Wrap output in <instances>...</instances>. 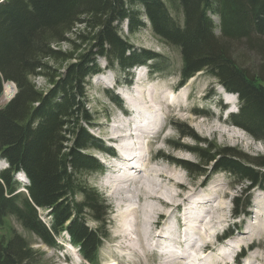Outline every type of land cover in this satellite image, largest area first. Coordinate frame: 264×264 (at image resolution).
<instances>
[{
  "label": "trees",
  "instance_id": "obj_1",
  "mask_svg": "<svg viewBox=\"0 0 264 264\" xmlns=\"http://www.w3.org/2000/svg\"><path fill=\"white\" fill-rule=\"evenodd\" d=\"M168 2L182 11L183 23L164 0H0V97L5 83L17 87L0 108V158L10 165L0 172V264H42L40 252L14 228L3 232L10 217L50 247L67 232L83 258L99 264L111 209L86 176L103 171L93 150H113L89 130L96 122L87 106L89 80L101 72L100 58L128 75L138 65L165 68L159 53L123 36L124 23L135 34L148 22L180 49L181 84L204 72L237 94L239 108L229 122L264 144V0ZM186 135L195 140L188 151L198 161L174 162L194 178L229 173L243 186L234 212L246 213L251 190H264V153L247 155ZM18 171L29 180L26 193L17 192Z\"/></svg>",
  "mask_w": 264,
  "mask_h": 264
},
{
  "label": "rangeland",
  "instance_id": "obj_2",
  "mask_svg": "<svg viewBox=\"0 0 264 264\" xmlns=\"http://www.w3.org/2000/svg\"><path fill=\"white\" fill-rule=\"evenodd\" d=\"M164 1L170 6V11L174 19H176L180 23H183V13L179 9V7L176 5H171L168 0ZM215 20L216 23L219 24V20L217 17H215ZM121 28L123 36L127 38L129 42L135 47L146 48L159 53L164 59L163 65L165 66V68L161 71L156 72L150 71L149 66H143L141 68L132 69L130 71L131 75H128L126 73L124 74L123 71L119 70L118 68L104 69L106 66V62L103 58H100L99 65L103 71L101 74L93 76L89 80L90 82L87 90V106L96 119L95 124L90 126L89 130L95 136L101 138L107 145L110 146L111 144V147L113 146V149H115L118 157L116 160H114L103 153H99L96 150H93L92 153H94L98 159L105 161L106 164H104V166L106 167V169L103 172L92 173L86 176L88 183L91 186L95 187L104 196L105 200L107 201V205H109L111 209L109 217L111 222L107 227L109 237L104 241V244L99 251L100 254L98 263L166 264L165 262H168V259L170 258L175 259L176 262L173 261L175 264H233V258L237 256L240 251L244 250V252L246 253V257L241 259V264H249L252 253H254L255 255L256 252H262V257L260 259L261 262L259 260L256 264H264V235H261L259 238L255 239L253 242L248 243L247 245H239L238 241L235 240V238L240 239L243 237L242 231L244 232L247 228V225L249 224H253L256 226H258L257 224H260L264 226V191L260 188L253 189L250 192L251 205L248 209L249 215H242L236 218L234 215V198L242 191L243 186L238 183L236 184L230 174L223 172L212 174L207 179V185L201 187V183L204 178L203 176L194 178L186 169L178 165L177 162H174L198 161V157L188 151L189 147L195 145V140L191 136L186 135V133H192L197 137V139L200 140L213 141L221 147L234 148L243 154H249L253 156L257 154H263L264 144L262 142L255 139L247 131L234 126L229 122L228 115L231 113L230 110H238V98L227 93V91L219 84V82L215 78L204 72L196 74L193 78H191L188 82L181 86L180 80L182 57L180 49L176 46L166 44L159 37H157L152 31L148 22L146 28L138 31L135 34H131L128 31L127 25L125 23L122 24ZM216 32L217 34H219L220 29H217ZM140 77H142V79H139ZM127 81H131V83H128ZM36 82L39 86L44 85V80L41 78L37 79ZM139 82L140 84H138ZM11 84L13 85V83ZM126 85L130 86L126 87ZM138 85H140V87ZM137 86L139 87V92L137 89H135ZM13 87L16 89V94L17 87H15L14 85ZM118 87L120 90L118 89ZM118 90L120 92L121 90L122 92L128 91L127 95L129 94L128 96H130L129 106H134V112H132L131 108L128 107L125 100L120 96ZM153 92H156L157 94L161 92V96L163 98V102L161 103L162 105L157 103L156 101L153 102ZM111 93L115 95L117 94L119 98L123 100V110L127 109L128 112L126 116L130 118V116L132 115L131 119L133 120L132 124H130L131 128L122 127L114 131V135L119 136L117 139L111 138L114 130L113 126L118 125V123H120L119 119L123 118L121 117L122 111L112 100ZM147 93L150 95H148ZM180 98L181 100L179 101L178 99ZM172 99H176L179 104H176L175 102L176 106H173ZM6 103L7 100L1 101L0 99V108L3 107ZM175 108L179 110H176ZM140 109L141 112L139 111ZM165 109L166 111H168L166 112ZM193 109H195L196 111ZM199 109L204 110V116L197 114V111ZM162 112L163 114L166 113V116H164V129H161L156 133L152 132L142 134L145 131L151 132L155 130L156 125H153L154 115L156 113ZM179 114H181V116ZM146 125L148 127H146ZM163 135L165 136V138H163ZM152 137H155L154 140ZM149 147L151 150L148 149ZM119 149V153H121L122 155H126V157L131 160L125 162V160H123L121 157L122 155H118ZM161 153L166 156L167 161L165 158L159 156ZM155 161L157 162L155 163ZM168 165H170L171 168ZM123 168L125 170H123ZM159 170L160 172H158ZM113 171L114 173H112ZM167 171L169 174L167 173ZM158 177L159 179H157ZM163 177L165 178L163 179ZM175 181H180V183L182 184L180 188L176 189L173 187ZM150 185L159 192L163 199H165V208L163 205H160L161 203L158 204V201H155L152 196L143 194L145 193L144 189L149 187ZM213 185H219L220 187L224 188V193L222 195H224L225 197H221L218 200V202H223L224 207L221 209H217L218 206L216 203H213L212 205L200 204L195 206L198 200H203V198L205 200L213 198V193L211 192L212 190L210 188ZM116 188H118L119 190L121 189L122 192L120 191L121 193L119 194L114 193V196L113 191ZM206 189L209 190L207 191ZM138 193L139 196L137 195ZM167 193L168 195H170L168 196ZM177 194L180 196L178 197V199ZM255 198H258L261 207L254 206ZM80 199H82V197L78 196V200ZM129 203H131L132 205ZM254 208L260 211L257 215L255 214L256 216L252 217V209ZM149 210L153 215L147 213L149 212ZM158 211H161V214H158ZM194 212H197V214L200 215L198 216L196 221H194L195 217L191 218V215ZM220 215L221 218L219 219ZM42 216L45 219H48V217L46 216V212H42ZM180 216H184V222H181ZM208 216L209 218H206ZM88 223L92 227L95 226V223L92 220H89ZM212 223L214 224L212 225ZM199 225L200 227H198ZM237 225H241V229L239 231L234 230L235 235L227 240L228 244L225 243L226 241L219 240L222 235L225 234V232L229 231V229H232ZM146 226L150 227H148L149 230L146 229ZM166 226V231H168L167 237H169L167 239H159V241V237L157 235ZM152 227L155 228L153 229ZM8 228H14L30 243V245L35 250L40 252V254L42 255V264H65V259H69L68 264H85L79 256L78 252L75 251L74 253L72 252L73 249L69 248L65 237H62L60 240L63 248L56 249L44 245L36 235L26 230L20 224V222L16 220L15 217H10L8 219V227L3 232L8 233ZM181 229H184V236ZM194 229L197 231H195ZM135 232L137 233V235L135 234ZM147 232L149 233L148 237L152 234L154 235L149 238L144 237V235L142 234ZM202 232L204 235L202 234ZM128 245H130L131 247H129ZM227 245L230 247H228ZM178 247L180 249L179 254L176 250H174ZM250 247L253 248L251 249ZM154 251L156 252L154 253ZM173 262L171 263L170 261L167 264H173Z\"/></svg>",
  "mask_w": 264,
  "mask_h": 264
},
{
  "label": "bare ground",
  "instance_id": "obj_3",
  "mask_svg": "<svg viewBox=\"0 0 264 264\" xmlns=\"http://www.w3.org/2000/svg\"><path fill=\"white\" fill-rule=\"evenodd\" d=\"M145 75V74H144ZM144 78V77H143ZM138 79V78H137ZM139 79H142V77H140ZM105 80V79H104ZM128 82V81H127ZM12 82H8V83H5V85H4V92H3V95H2V97H1V101L2 100H7V101H9L12 97H13V95L15 94V88L13 87V85L16 87V85L15 84H11ZM128 83H131V81L130 82H128ZM138 84H140V82L138 83ZM139 87H140V85H138ZM136 87L135 89H137L138 90V92H139V87ZM162 87V86H161ZM167 87V86H166ZM158 88V87H157ZM173 88V87H172ZM150 89V88H149ZM145 90V89H144ZM158 90V89H157ZM171 90V89H170ZM136 91V90H135ZM159 91V90H158ZM172 91V90H171ZM143 92V91H142ZM138 94V93H137ZM148 94V93H147ZM155 94V95H154ZM140 95V94H139ZM148 95H150V94H148ZM128 96V95H127ZM126 96V97H127ZM141 96V95H140ZM167 96V95H166ZM132 97V96H131ZM145 97H146V95H145ZM148 97V96H147ZM178 97V96H177ZM180 97V96H179ZM151 98V97H150ZM128 99H130V96H128ZM139 99V98H138ZM149 99V98H148ZM134 100V99H133ZM152 100H153V102H157V103H159V104H161L162 102H163V98H162V96H161V92L160 93H154L153 92V94H152ZM179 101L181 100V98L180 99H178ZM137 101V100H136ZM142 101V100H141ZM184 101V100H183ZM138 102V101H137ZM175 102H176V104H179L178 103V101L176 100V99H172V104H173V106H176V104H175ZM182 102V101H181ZM186 102H188V101H186ZM152 103V102H151ZM147 104H148V102H147ZM153 104H155V103H153ZM168 104V103H167ZM116 105H118V104H116ZM162 105V104H161ZM164 105V104H163ZM169 105V104H168ZM187 105H188V103H187ZM149 106V105H148ZM159 106V105H158ZM186 106V105H185ZM191 106V105H190ZM194 106V105H193ZM118 107V106H117ZM143 107V106H142ZM141 107V108H142ZM170 107V106H169ZM187 107V106H186ZM192 107V106H191ZM223 107H225V106H223ZM121 111H122V115H121V117L123 118V119H121L120 117V123H118V125H114L113 127H114V130H113V135H112V137L111 138H114V139H117L119 136H117V135H114L115 134V132L114 131H116L118 128H122V127H128V128H131V125L130 124H132V122H133V120L131 119V116H130V118L128 117V116H126L127 115V109H125V110H123L124 108H123V105H121V106H119L118 107ZM159 108V107H158ZM160 108H162V107H160ZM178 108V107H177ZM146 109V108H145ZM167 109V108H166ZM166 109H165V111H166ZM169 109V108H168ZM176 109V108H175ZM188 109V108H187ZM196 109V108H195ZM195 109H193V110H195ZM149 110V109H148ZM147 110V111H148ZM153 110V109H152ZM162 110V109H161ZM160 110V111H161ZM176 110H179V109H176ZM181 110V109H180ZM131 111L132 112H134V110L133 109H131ZM140 112H141V109L139 110ZM164 111V112H165ZM168 111V110H167ZM166 111V112H167ZM196 111V110H195ZM194 111V112H195ZM234 111H237V110H231V112H234ZM143 112V111H142ZM172 112V111H171ZM176 112V111H175ZM178 112V111H177ZM204 112V110H198L197 111V114H199V115H202V114H204L203 113ZM230 112V111H229ZM121 113V112H120ZM152 113V112H151ZM174 113V112H173ZM148 114V113H147ZM155 114V113H154ZM165 114V115H164ZM163 114V112L162 113H156L155 115H154V118H153V125H156V128H155V130L154 131H151V132H149V131H145V132H143L142 134H145V133H156L157 131H160L161 129H164L163 128V125H164V122H165V117L164 116H166V113H164ZM153 115V114H152ZM175 115V114H174ZM180 116H181V114H179ZM145 116V115H144ZM183 116V115H182ZM118 117V116H117ZM127 117V118H126ZM169 117V116H168ZM149 118V117H148ZM147 118V119H148ZM186 118V117H185ZM198 118V117H197ZM138 119V118H137ZM187 119V118H186ZM194 120V119H193ZM117 121V120H116ZM141 121V120H140ZM147 121V120H146ZM167 121V120H166ZM185 121V120H184ZM134 122H136V121H134ZM218 126V125H217ZM146 127H148L147 125H146ZM127 128V129H128ZM124 129V128H123ZM125 130V129H124ZM121 131V130H120ZM126 131V130H125ZM167 131V130H166ZM216 131V130H215ZM142 132V131H141ZM163 132V131H162ZM125 133V132H124ZM140 134V133H139ZM141 134V135H142ZM138 135V134H137ZM169 135V134H168ZM168 135H167V137H168ZM130 136V135H129ZM158 136V135H157ZM164 136V135H163ZM128 137V136H127ZM148 137V136H147ZM151 137V136H150ZM156 137V136H155ZM155 137H152L153 138V140H154V138ZM162 137V136H161ZM201 137V136H200ZM129 138H133V137H129ZM163 138H165V136L163 137ZM157 141V140H156ZM170 141V140H169ZM150 143V142H149ZM152 144H153V142H152ZM158 144V143H157ZM175 144V143H174ZM183 145V144H182ZM153 147V146H152ZM180 147V146H179ZM184 147V146H183ZM159 148H161V147H159ZM148 149H150V147L148 148ZM151 150V149H150ZM160 150H163V149H160ZM134 152V151H133ZM161 152V151H160ZM171 154V153H170ZM139 155V154H138ZM137 155V156H138ZM143 155V154H142ZM156 155V154H155ZM154 155V156H155ZM166 155H167V153H166ZM145 156V155H144ZM159 156H161V157H163V158H165L166 159V156H164L162 153L159 155ZM122 157V159L123 160H125V162L126 161H130L131 159H129L128 157H126L125 155H122L121 156ZM120 157V158H121ZM147 157V156H146ZM169 157V156H168ZM118 158V157H117ZM164 159V160H165ZM142 160V159H141ZM160 160V159H159ZM143 161V160H142ZM147 161V160H146ZM151 161V160H150ZM154 161V160H153ZM166 161H167V159H166ZM174 161V160H173ZM134 162V161H133ZM148 162V161H147ZM157 161H155V163H156ZM164 162V161H163ZM129 163V162H128ZM131 163V162H130ZM153 163V162H152ZM125 164V163H124ZM170 164V163H169ZM172 164V163H171ZM129 165V164H128ZM166 165V164H165ZM178 165H179V163H178ZM134 166V165H133ZM147 166V165H146ZM169 167H170V165H168ZM167 166V167H168ZM124 167H125V165H124ZM130 167V166H129ZM178 167V166H177ZM131 168V167H130ZM133 168V167H132ZM171 168V167H170ZM160 169V168H159ZM165 169V168H164ZM123 170H125L124 168H123ZM131 170V169H130ZM161 170V169H160ZM160 170L158 171V172H160ZM168 170V169H167ZM179 170V169H178ZM127 171V170H126ZM162 171V170H161ZM117 172V171H116ZM178 172V171H177ZM112 173H114V171L112 172ZM112 173H110V174H112ZM137 173V172H136ZM167 173H168V171H167ZM139 174H141V173H139ZM169 174V173H168ZM168 174H166V175H168ZM171 174V173H170ZM115 175V174H114ZM154 176H155V174H154ZM165 176V175H164ZM111 177V176H110ZM136 177V176H135ZM162 177V176H161ZM165 177H163V179H164ZM171 178V177H170ZM157 179H159V177L157 178ZM182 179V178H181ZM117 180V179H116ZM145 180V179H144ZM151 180H153V179H151ZM172 180V179H171ZM174 180V179H173ZM113 181V180H112ZM131 181V180H130ZM146 181V180H145ZM118 182V181H117ZM116 182V183H117ZM132 182V181H131ZM154 182V181H153ZM121 183V182H120ZM169 183V182H168ZM205 183L206 182H202L201 184H202V186L201 187H204V186H206L205 185ZM216 183V182H215ZM110 184V183H109ZM112 184V183H111ZM160 184V183H159ZM171 184V183H170ZM169 184V185H170ZM162 185V184H161ZM181 183H180V181H175V183H174V185H173V187L174 188H180L181 187ZM198 185V184H197ZM122 186V185H121ZM161 187V186H160ZM166 187V186H165ZM168 187V186H167ZM112 188V187H111ZM122 188V187H121ZM141 188V187H140ZM145 188V187H144ZM211 188V192L213 193V198H211V199H204L203 198V200H198L197 201V203H196V205L195 206H197V205H200V204H213V203H216L217 204V206H218V208L217 209H221V208H223L224 206H223V202H221V201H219L218 202V200H219V198H221V197H225L224 195H222L223 193H224V188L223 187H220L219 185H213V186H211L210 187ZM127 189V188H126ZM138 189V188H137ZM163 189V188H162ZM165 189V188H164ZM185 189V188H184ZM145 191V193H143V194H145V195H147V196H152L153 198H154V200L155 201H158L157 203L158 204H160V205H163L164 206V208H165V206L166 205H164L165 204V199H163L162 198V196L159 194V192L158 191H156L155 190V188L154 187H151V185L149 186V187H147V188H145L144 189ZM207 191L209 190V189H206ZM121 191V189L119 190L118 188H116V189H114V191H113V194L115 193H117V194H119V193H121L120 192ZM128 191H130V190H128ZM143 191V190H142ZM196 191V190H195ZM133 192V191H132ZM182 192V191H181ZM190 192H192V191H190ZM194 192V191H193ZM126 193V192H125ZM140 193V192H139ZM139 193L137 194L138 196H139ZM175 193V192H174ZM178 193V192H177ZM115 194H114V196H115ZM123 194V193H122ZM206 194H207V192H206ZM167 195H168V193H167ZM170 195V194H169ZM168 195V196H169ZM205 196V195H204ZM120 197H122V196H120ZM171 197V196H170ZM178 197H180L178 194H177V199H178ZM116 198V197H115ZM133 198V197H132ZM200 198V197H199ZM137 199V198H136ZM173 199V198H172ZM176 199V200H177ZM147 200V199H146ZM119 201V200H118ZM121 201V200H120ZM170 201V200H169ZM131 202V201H130ZM142 202V201H141ZM167 202V201H166ZM186 202V201H185ZM120 203V202H119ZM124 203V202H123ZM188 203V202H187ZM129 204H131V203H129ZM149 204V203H148ZM176 204H177V202H176ZM127 205V204H126ZM132 205V204H131ZM154 205V204H153ZM168 205V204H167ZM172 205V204H171ZM182 205V204H181ZM117 206V205H116ZM140 206V205H139ZM179 206V205H178ZM177 206V207H178ZM183 206V205H182ZM195 206H193V207H195ZM254 206L256 207H261V204H260V202H259V200H258V198H255L254 199ZM138 207V206H137ZM136 207V208H137ZM143 207V206H142ZM151 207V206H150ZM155 207V206H154ZM189 207V206H188ZM175 208V207H174ZM180 208H181V206H180ZM192 208V207H191ZM203 208V207H202ZM209 208V207H208ZM214 208V207H213ZM212 208V209H213ZM155 209V208H154ZM161 209H162V207H161ZM216 209V208H215ZM148 210V209H147ZM151 210V209H150ZM149 210V212H147L148 214H152L151 213V211ZM156 210V209H155ZM160 210V209H159ZM166 210V209H165ZM178 210V209H177ZM201 210V209H200ZM199 210V211H200ZM254 210V211H253ZM143 211H144V208H143ZM174 211V210H173ZM179 211V210H178ZM182 211V210H181ZM259 211L260 210H257V209H252V217L253 216H256L258 213H259ZM145 213V212H144ZM167 213V212H166ZM177 213V212H176ZM249 213V212H248ZM134 214V213H133ZM139 214H141V213H139ZM156 214V213H155ZM158 214H161V211H158ZM179 214V213H178ZM219 214H220V212H219ZM256 214V215H255ZM146 215V214H145ZM153 215V214H152ZM249 215V214H248ZM149 216V215H148ZM169 216H170V214H169ZM198 216H200V215H198L197 214V212H194L192 215H191V218H193V217H195V220L194 221H196L197 220V218H198ZM217 216V215H216ZM161 217V216H160ZM175 217V216H174ZM203 217V216H202ZM164 218V217H163ZM178 218H179V216H178ZM205 218V217H204ZM206 218H209V216L208 217H206ZM205 218V219H206ZM212 218V217H211ZM221 218V215H220V217H219V219ZM149 219V218H148ZM147 219V220H148ZM218 219V218H217ZM139 220H141V219H139ZM199 220V219H198ZM209 220V219H208ZM207 220V221H208ZM152 221V220H151ZM177 221V220H176ZM207 221H206V223H207ZM210 221V220H209ZM217 221V220H216ZM215 221V222H216ZM184 222V221H183ZM190 222V221H189ZM198 222V221H197ZM211 222H212V219H211ZM211 222H210V225H211ZM214 222V223H215ZM156 223V222H155ZM178 223V222H177ZM214 223H212V225L214 224ZM218 223V222H217ZM140 224V223H139ZM160 224V223H159ZM190 224V223H189ZM158 225V224H157ZM182 225V224H181ZM186 225V224H185ZM195 225V224H194ZM218 225V224H217ZM219 225H220V223H219ZM258 226H256V225H253V224H249V225H247V228L245 229V231L243 232L242 231V238H240V239H236L235 237V240H237L238 241V244L239 245H247L248 243H250V242H253L255 239H257V238H259L261 235H264V226H262V225H260V224H257ZM156 226V225H155ZM147 228L146 229H148V227L149 226H146ZM158 227V226H157ZM162 227V226H161ZM191 227V226H190ZM192 227H193V225H192ZM196 227V226H195ZM194 227V228H195ZM198 227H200V225L198 226ZM206 227V226H205ZM123 228V227H122ZM125 228V227H124ZM129 228V227H128ZM144 228V227H143ZM150 228V227H149ZM153 228V227H152ZM155 228V227H154ZM153 228V229H154ZM160 228V227H159ZM170 228V227H169ZM213 228V227H212ZM145 229V228H144ZM157 229V228H156ZM191 229V228H190ZM196 229V228H195ZM194 229V230H195ZM241 229V225H237V226H235L234 228H232V229H229V231H227V233H228V235H232L231 237H233L234 235H235V233H234V230H237V231H239ZM135 230H136V228H135ZM149 230V229H148ZM161 230V229H160ZM199 230V229H198ZM202 230V229H201ZM207 230V229H206ZM124 231V230H123ZM133 231H134V229H133ZM141 231V230H140ZM153 231V230H152ZM151 231V232H152ZM175 231V230H174ZM177 231V230H176ZM195 231H197V230H195ZM155 232V231H154ZM156 232H157V230H156ZM181 232V231H180ZM188 232V231H187ZM199 232V231H198ZM197 232V233H198ZM201 232V231H200ZM179 233V232H178ZM206 233V232H205ZM135 234L137 235V233L135 232ZM202 234H203V232H202ZM202 234H200V235H202ZM142 235H144V237H148V235H149V233L147 232V233H143ZM152 235H154V234H152ZM151 235V236H152ZM157 235V234H156ZM167 235H168V231H166V229H162V231L157 235L158 237V240L159 239H167L168 237H167ZM176 235V234H175ZM204 235V234H203ZM208 235V234H207ZM124 236V235H123ZM127 236V235H126ZM151 236H149V237H151ZM177 236V235H176ZM183 236H184V234H183ZM210 236H211V234H210ZM119 237V236H118ZM129 237V236H128ZM148 237V238H149ZM182 237V236H181ZM203 237V236H202ZM202 239V238H201ZM123 241V240H122ZM142 241H144V240H142ZM160 241V240H159ZM175 241H177V240H175ZM203 241V240H202ZM137 242V241H136ZM204 242V241H203ZM138 243V242H137ZM147 243V242H146ZM162 243V242H161ZM169 243V242H168ZM133 244V243H132ZM148 244V243H147ZM152 244V243H151ZM156 244V243H155ZM228 244V243H227ZM231 244V243H230ZM134 245V244H133ZM143 245V244H142ZM153 245V244H152ZM158 245V244H157ZM194 245V244H193ZM129 247H131L130 245H128ZM148 246V245H147ZM159 246V245H158ZM228 246V245H227ZM144 247V246H143ZM228 247H230V246H228ZM239 247H241V246H239ZM191 248V247H190ZM200 248V247H199ZM203 248V247H202ZM126 249H128V248H126ZM132 249V248H131ZM134 249V248H133ZM137 249V248H136ZM123 250V249H122ZM154 250V249H153ZM125 251V250H124ZM126 251H128V250H126ZM131 251V250H130ZM157 251V250H156ZM156 251H154V253L156 252ZM171 251V250H170ZM262 251V250H261ZM136 252V251H135ZM175 252V251H174ZM178 252V251H177ZM134 253V252H133ZM137 253V252H136ZM126 254V253H125ZM176 254V253H175ZM138 255V254H137ZM146 255V254H145ZM177 255V254H176ZM131 256V255H130ZM261 257H262V252H256V254L254 255V253H252V256H251V258H250V261H249V264H256L260 259H261ZM263 259V258H262ZM126 260V259H125ZM132 260H134V259H132ZM169 261L168 262H165L166 264L167 263H169L170 261H171V263L174 261V262H176L175 261V259H168ZM185 260V259H184ZM140 262V261H139ZM173 262V264H175ZM260 262H261V260H260ZM225 263V262H224ZM137 264V263H136ZM209 264V263H208ZM226 264V263H225Z\"/></svg>",
  "mask_w": 264,
  "mask_h": 264
}]
</instances>
